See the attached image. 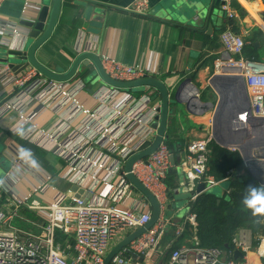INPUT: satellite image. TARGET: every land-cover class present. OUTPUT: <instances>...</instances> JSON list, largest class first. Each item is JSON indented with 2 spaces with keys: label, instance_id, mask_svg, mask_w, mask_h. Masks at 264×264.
Returning a JSON list of instances; mask_svg holds the SVG:
<instances>
[{
  "label": "built area",
  "instance_id": "1",
  "mask_svg": "<svg viewBox=\"0 0 264 264\" xmlns=\"http://www.w3.org/2000/svg\"><path fill=\"white\" fill-rule=\"evenodd\" d=\"M4 1L0 0V9ZM231 1L224 0L222 7L234 18L236 14L232 11ZM127 9L144 15L150 9V2L135 0ZM221 42L230 56L227 59L216 58L214 72L222 73L227 67L238 68L236 73L242 75L246 82L251 113L264 117V64L244 56L247 40L243 34L227 29L221 33ZM101 61L106 72L118 80L155 76L153 70L125 63L108 54H102ZM46 78L34 67L17 74L6 70L1 76L0 121L17 112L18 120L10 127L12 132L64 158L69 164L62 175L64 179L70 185L78 184L88 190L92 198L76 197L70 189L63 191L56 187L51 182L53 176L47 172L27 190H19L10 180L12 174L8 173L0 179V264H103L109 251L118 244L113 242L115 238L126 237L151 219L152 207L127 178L125 163L132 153L147 148L154 141L157 131L151 123L158 113L160 101L153 104L150 94L135 96L125 91L127 89L105 84L103 92L99 88L92 94L100 105L96 109L82 104L77 96L87 87L82 79H79V85L68 81L55 83L54 94H48L49 103L58 102L59 114L64 112L61 114L63 120L70 121L69 128L64 125L63 134L59 136L35 121L45 108L42 99H37V91L40 93L45 88ZM34 101L36 103L29 106ZM246 115L247 112L242 113L241 118L246 120ZM87 118L99 121L91 126L85 122ZM116 124L119 130H128L126 137L114 132ZM211 140V135L193 140L182 150L181 166L190 191L195 192L194 186L200 182L205 183L208 189L229 179L217 180L207 173ZM93 144L106 150L112 161L103 162L98 156H87L86 148ZM173 154L164 139L154 153L134 163V173L157 196L162 214L150 229L123 247L112 264H158L159 258L166 256V264H250L247 254L253 247L260 256H264V236L253 245L254 239L249 236L248 229H241L234 236V249L228 254L222 249L203 247L198 239L173 249L176 239H181L189 226H196L194 212L189 211L183 222L177 225L172 217L165 215L169 203L168 197L164 200L163 186L166 187L165 179L173 166ZM83 161L96 166L97 172L83 169ZM156 186L160 187V192ZM197 196L195 193L191 200ZM25 209L34 211L39 219L31 222L24 213ZM18 218L31 222L38 229L14 225ZM173 224L176 225L175 238L164 243V237ZM237 249L244 256L246 254L242 260L234 257ZM122 252L130 255L126 257Z\"/></svg>",
  "mask_w": 264,
  "mask_h": 264
},
{
  "label": "crops",
  "instance_id": "2",
  "mask_svg": "<svg viewBox=\"0 0 264 264\" xmlns=\"http://www.w3.org/2000/svg\"><path fill=\"white\" fill-rule=\"evenodd\" d=\"M82 1L86 2L85 6L81 4ZM134 1L63 0L52 37L40 50L41 61L53 70L66 71L77 54L84 50H93L100 56L108 54L128 64L142 65L147 70L155 71L156 77L169 84H179L184 78L191 77L193 83L199 87L200 96L205 94L214 102L217 101L218 95L209 84L214 72V62L218 57L227 59L230 56L221 42L223 31L232 29L243 34L247 40L246 47L248 46V50L244 49V56L249 58L250 54L256 58L257 62L264 64V0H237L239 8H232L236 14L234 18H231L226 11L221 17L210 18L209 8L214 0H149L150 9L144 15L127 9ZM52 2L53 0H5L0 9V48H11L25 37L29 26L24 22L34 21L42 7L51 5ZM173 3L179 7V11H174ZM88 8L91 9L88 11ZM251 44L255 49L249 48ZM9 69L11 73L17 74L9 66L0 65V93L2 90L1 76ZM87 75H92V73L89 72ZM86 76L84 73H78L68 82L79 85L81 82L79 79L85 82ZM55 83L60 82L46 78V83L43 85L45 88L40 93H38L39 90L37 91V99H42L45 108L36 116L35 121L42 128L60 136L63 134L64 125L66 129L69 128L70 121L63 120L64 116L61 114L64 112L59 114L60 104L58 102L49 103L48 94H54ZM85 83L86 90L80 92L77 95L78 98L85 106L99 109L100 105L92 94L99 88L103 92L105 84L100 79H96V75L90 83L87 81ZM132 89H135L138 94L131 92V89L125 91L135 96L150 94L153 104L160 101L157 91L153 88L136 87ZM191 92L192 89L184 88V95L188 96ZM59 99H61L60 95ZM31 103L29 106L34 105L36 101ZM212 114V110L203 114H193L187 111L184 105L175 101L171 104L166 140L171 139L175 146L181 148L178 155L174 154L175 163L170 172L171 183L178 185L174 195L176 191H190L191 187L188 185L184 168L181 166L184 158L182 150L191 141L212 135ZM17 120V112H12L0 121V158L4 157V163L10 165L6 170V176L11 173L10 180L13 185H16L19 190H27L39 182L47 172L53 176V185L63 191H68L71 185L62 176L69 168L68 162L59 154L44 150L14 134L10 127ZM98 121L99 119L94 121L90 118L85 120L91 123V126ZM75 122L78 121L75 120ZM113 127L118 136L128 135V130H119L120 127L117 124ZM261 131H263L262 128L260 133ZM36 150L42 152V156L37 154ZM86 155L98 156L103 162L112 161L109 153L97 144L87 147ZM81 164L83 169L97 172L96 166L84 161ZM0 167L3 169L2 164ZM227 181H221L216 185L220 188L221 194L229 190ZM194 187L195 190L196 186ZM163 188L166 201L165 185ZM83 196L88 199L92 198L88 190H85ZM190 200L191 198L176 200L174 197L168 199V211L165 215L172 217L176 225L183 222L190 211ZM24 213L31 222L39 219L34 211L25 209ZM31 222L27 223L33 229H38ZM175 224L170 226L166 233L167 236L173 237L170 240L164 237V243L175 238ZM20 225L23 226V224ZM191 227L181 239L175 240L179 242V245L190 244L198 239L195 228ZM248 231L249 236H253L251 231ZM123 238L125 237L119 236L113 242L119 243ZM252 244L256 245L255 242ZM255 248L253 247L247 254L250 264H264V256H260ZM226 253L228 254V251ZM245 256L237 259L242 260ZM158 264H166V261L164 258H159Z\"/></svg>",
  "mask_w": 264,
  "mask_h": 264
},
{
  "label": "water",
  "instance_id": "3",
  "mask_svg": "<svg viewBox=\"0 0 264 264\" xmlns=\"http://www.w3.org/2000/svg\"><path fill=\"white\" fill-rule=\"evenodd\" d=\"M84 3L86 2H81L85 6L86 4ZM224 3V0L213 1V4L209 8L210 18L224 15L225 11L222 7ZM231 4L233 7L239 8L237 0H232ZM62 5L63 0H53L51 5L42 7L40 14L34 21H23L29 26L28 33L17 44H14L13 47L0 48V65H7L16 73L28 67H34L45 77L57 82L68 81L77 76L78 73H84L86 76L91 72L92 74H96V79H100L108 86L121 89L136 87L153 88L157 91V95L160 98L158 113L151 123V126L157 131L154 141L147 148L132 153L125 163L127 178L147 198L152 207L151 219L147 224L136 229L116 244L107 254L103 264H112L113 259L123 247L150 229L162 214L160 201L134 173L133 165L139 159L149 157L156 151L160 143L168 137V118L173 101L184 105L185 109L193 114H203L212 110V139L221 146L239 150L248 171L260 182L264 183V117H256L251 113L246 82L242 75L236 73L239 70L238 68L227 67L223 69L222 73L213 72L209 84L218 95L216 102L209 99L207 95L200 96L199 87L193 83L191 77H186L179 84L175 85L169 84L156 76H145L135 80L112 78L104 69L100 54L93 50H84L77 54L68 70H53L41 61L39 54L41 48L52 37ZM172 6L174 11H179V7L176 4L173 3ZM90 9L88 8V11ZM185 87L192 89V92L188 96L183 93ZM244 112H247L246 120L241 118ZM261 128L263 131L260 133V142H253L247 139L250 134H253V130ZM171 160L174 165V154ZM1 162H4V159ZM210 188L207 189V185L200 182L196 185L195 192L176 191L174 198L176 200L191 198L195 193L200 194L206 190H210ZM70 190L75 193L76 197H81L85 192V189L78 184H71ZM122 254L126 257L130 255L127 252H122ZM131 255L137 257L136 253H132ZM243 255L241 250H235V258ZM139 259L142 260L143 258L140 257Z\"/></svg>",
  "mask_w": 264,
  "mask_h": 264
},
{
  "label": "trees",
  "instance_id": "4",
  "mask_svg": "<svg viewBox=\"0 0 264 264\" xmlns=\"http://www.w3.org/2000/svg\"><path fill=\"white\" fill-rule=\"evenodd\" d=\"M248 46H245V50ZM255 49L254 45L249 46ZM247 52V51H246ZM250 59L256 60L249 54ZM257 61V60H256ZM171 151L178 155L181 148L174 145L171 139H167ZM37 149V148H36ZM209 165L208 175L217 180L228 179L230 192L218 193L214 190L204 191L189 203L190 211L196 214L197 238L200 245L206 248H218L223 251H232L234 236L241 229H248L254 236L255 244H258L260 237L264 236V212H254V210L244 203L245 197L250 196L254 189L264 188V183L260 182L247 169L245 161L239 150H232L221 146L215 140L209 143ZM37 154L42 156V152L36 150ZM165 179L166 192L168 199L174 197L175 188L170 181V172ZM192 227L189 226L188 230ZM173 236H165L170 240ZM179 242L174 246L177 247ZM168 260V256L164 258Z\"/></svg>",
  "mask_w": 264,
  "mask_h": 264
},
{
  "label": "rangeland",
  "instance_id": "5",
  "mask_svg": "<svg viewBox=\"0 0 264 264\" xmlns=\"http://www.w3.org/2000/svg\"><path fill=\"white\" fill-rule=\"evenodd\" d=\"M94 75H96L95 73H93L92 75H87L85 78H84V80H86L87 82H89L90 83V81L92 80V78H93V76ZM85 81V82H86ZM131 92H133L134 94H138V92L135 90V89H131ZM204 96H205V94H203ZM257 132V133H256ZM81 134H83V133H81ZM260 129L259 130H255V131H253V134H252V141H254V142H258V139L259 138H261L260 136ZM80 137V135L78 136V138ZM33 144V143H32ZM232 150H234V149H232ZM4 159V157H1L0 158V164H2L3 165V169L0 167V179L2 180V179H4L5 178V176H6V170H8L9 169V164L8 163H6L5 165H4V162H1L2 160ZM53 181V180H52ZM51 181V182H52ZM214 187V188H213ZM212 188H213V190L215 191V192H218V193H221V191H220V188L218 187V186H212L211 188H210V191L212 190ZM14 225H20V224H23V226H25V227H27V228H32L28 223H27V221H22V220H18V219H16L15 221H14V223H13Z\"/></svg>",
  "mask_w": 264,
  "mask_h": 264
},
{
  "label": "clouds",
  "instance_id": "6",
  "mask_svg": "<svg viewBox=\"0 0 264 264\" xmlns=\"http://www.w3.org/2000/svg\"><path fill=\"white\" fill-rule=\"evenodd\" d=\"M244 203L254 212H264V188L252 190L250 196L245 197Z\"/></svg>",
  "mask_w": 264,
  "mask_h": 264
},
{
  "label": "bare ground",
  "instance_id": "7",
  "mask_svg": "<svg viewBox=\"0 0 264 264\" xmlns=\"http://www.w3.org/2000/svg\"><path fill=\"white\" fill-rule=\"evenodd\" d=\"M253 131H255V130H253ZM253 131H252V133H253ZM248 140H250V141H252V134H250V136L247 138ZM261 141V138H259L258 139V142H260ZM254 142V141H253ZM156 190L158 191V192H160V187H157L156 186ZM263 247H264V243H263Z\"/></svg>",
  "mask_w": 264,
  "mask_h": 264
}]
</instances>
